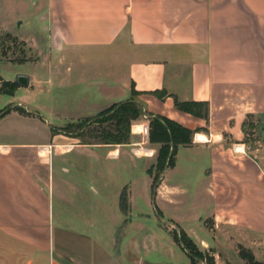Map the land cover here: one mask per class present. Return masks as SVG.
I'll return each instance as SVG.
<instances>
[{
	"label": "crops",
	"instance_id": "1",
	"mask_svg": "<svg viewBox=\"0 0 264 264\" xmlns=\"http://www.w3.org/2000/svg\"><path fill=\"white\" fill-rule=\"evenodd\" d=\"M31 4L46 23V45L38 49L44 59L30 73H16L28 77L30 89L17 101L34 109L27 116L10 109L0 117V125L24 124L34 138L0 141V264H192L175 239L180 232L206 251L212 264H226L231 247L248 248L253 263L259 262L264 0ZM49 88L63 89L64 96L54 94L48 105L40 104L37 94H51ZM131 89L146 116L142 123L161 116L193 133L189 145L176 148L174 166L164 169L155 193L148 156L156 163L159 144L143 137L141 143L82 144L60 131L128 100ZM18 91L3 96L7 105ZM175 99L207 103V119L176 110ZM136 126L132 140L139 136ZM139 166L142 174L123 178L134 176ZM198 166L200 184L193 195L203 202L183 208L189 183L176 177ZM93 183L97 189L89 186L91 194L86 187ZM151 195L156 225L149 222ZM166 206L175 211L166 212ZM205 221H211L210 229Z\"/></svg>",
	"mask_w": 264,
	"mask_h": 264
},
{
	"label": "rangeland",
	"instance_id": "2",
	"mask_svg": "<svg viewBox=\"0 0 264 264\" xmlns=\"http://www.w3.org/2000/svg\"><path fill=\"white\" fill-rule=\"evenodd\" d=\"M0 26L7 29L10 33L15 34L17 37L16 42H13L12 40H9L5 37L6 33L0 29V78L4 81H11L15 82L17 72L20 70H24L25 72L30 73V70L32 66H35L38 62H41V59H44V56L42 54L39 55L38 49L39 47H43L46 45V37H45V31L44 27L46 26L45 22H41L39 19V15L36 14L35 10L32 8L31 0H0ZM12 36V35H11ZM14 37V36H12ZM21 38V39H20ZM23 39V40H22ZM32 44V45H30ZM20 88V87H18ZM18 90V89H17ZM29 86L26 88H20V91L16 94L14 99H10V103L7 105V98L3 97L5 95H0V114L4 110H10V109H16L19 108L23 110V112H19V114L27 116L29 113L27 111L29 109H34L33 104L27 105L29 109L26 108L24 103L21 101H17L21 99V95L23 93H28L29 91ZM51 94H48L47 92H44L42 94H37V99L38 102L41 104L48 105V99L51 95H58L59 97L64 96V90L57 89V88H49L48 89ZM92 90L91 92H93ZM22 92V93H21ZM77 94V91H75ZM92 97L89 96V99ZM17 102V103H15ZM16 104V105H15ZM14 105V106H12ZM12 106V107H11ZM41 114L46 117L48 121H50L52 124L56 125L55 119L52 117H49L47 113L43 110ZM141 116L136 120L133 121L130 125V139L128 142L134 141L136 143H141V136L137 135L134 140L131 139V134H132V126L133 125H140L143 120H146ZM24 124L20 126H12L11 122L6 121L2 125H0V128L5 129L4 133H0V141H20V142H31L34 141V138L29 131H26L22 128H24ZM13 127V128H12ZM20 127V128H19ZM92 128H97L96 125H93L90 127L89 130ZM251 139H253L251 137ZM82 141H89L92 142V139H89L88 137H83ZM147 155V154H146ZM141 156L145 158L144 154L141 153ZM152 156V155H151ZM150 157V162L148 166L152 167V174L151 175V180L153 182L154 179L161 180V175L163 172H159L155 168V157ZM155 156V155H154ZM157 158V157H156ZM141 162V161H140ZM181 166H182V161H180ZM167 169V168H166ZM200 172V167L198 166L195 169H192L191 173H187V176H182V174L178 173L177 177L180 181H186L189 183V195L185 196V204L183 208H188L189 206H195L197 201H202L203 200H198L194 194L195 189L199 186L200 184V177L201 174ZM142 174L141 173V166L138 167V169L135 171L134 176L128 174H124L123 178H136L138 175ZM79 178H88L85 176H80ZM159 180L157 183H159ZM88 182V181H87ZM89 186H92L94 189H97V184H90L86 187V191L93 194L91 190L89 189ZM157 187V186H156ZM206 200V198H204ZM155 202V198L153 200V197L151 195V206L149 209V222L150 224L156 225L157 223V218L156 214L154 213L152 206L153 202ZM156 204L154 203V206ZM143 210H146V206L142 207ZM175 211L172 207L166 206V212L169 211ZM148 222V220H147ZM203 224L206 225L207 228L210 229L211 227V221H205ZM230 237V234H229ZM246 239H248V235L245 236ZM232 238V237H231ZM195 251L205 252V255L207 256L206 251L201 249V247H196L194 246ZM239 251H242V255H244V258H236L235 254L236 252L239 253ZM230 252V253H229ZM235 252V253H234ZM237 253V254H238ZM228 258V262L226 264H264V247L259 248V252L257 253L259 262L253 263V259H250L252 256V252L248 248L244 247H231L228 250H226L225 253ZM241 256V253H239ZM243 257V256H242Z\"/></svg>",
	"mask_w": 264,
	"mask_h": 264
},
{
	"label": "trees",
	"instance_id": "3",
	"mask_svg": "<svg viewBox=\"0 0 264 264\" xmlns=\"http://www.w3.org/2000/svg\"><path fill=\"white\" fill-rule=\"evenodd\" d=\"M5 37L16 42V38L8 33H6ZM17 89L18 86L15 82L4 81L0 78V95L13 96ZM154 94L156 95L157 93L154 92ZM137 95L138 93L134 89H131V97L128 100L112 105L93 118L69 124L60 131L70 137L79 138L82 144H127L130 139V125L133 121H136L142 113V107L136 100ZM160 97H163V95ZM174 107L182 113L190 114L195 117L203 119H207L208 117L207 103L179 102L175 99ZM15 110L23 112V110L19 108ZM5 113L6 110L0 114V117ZM93 125H96L97 128L89 130ZM148 126L149 143L160 145L155 168L162 173L164 169L174 166L176 148L180 145H189L193 133L187 128L161 116H151L148 121ZM247 126L250 128L252 124L249 123ZM53 132H58V130L53 129ZM83 137H88L93 141H82ZM151 170H149L150 174H152ZM158 180L159 178L154 179L152 182L153 191L157 186ZM121 204L123 208L127 205L124 196L121 198ZM175 239L179 241L185 251H187L192 264H196L197 261H204L206 264H212L211 258L203 255L201 252L195 251V245H193L183 232L176 234Z\"/></svg>",
	"mask_w": 264,
	"mask_h": 264
},
{
	"label": "water",
	"instance_id": "4",
	"mask_svg": "<svg viewBox=\"0 0 264 264\" xmlns=\"http://www.w3.org/2000/svg\"><path fill=\"white\" fill-rule=\"evenodd\" d=\"M15 83L20 88H26L29 85V79L25 75H17ZM153 200H154V195H153Z\"/></svg>",
	"mask_w": 264,
	"mask_h": 264
},
{
	"label": "built area",
	"instance_id": "5",
	"mask_svg": "<svg viewBox=\"0 0 264 264\" xmlns=\"http://www.w3.org/2000/svg\"><path fill=\"white\" fill-rule=\"evenodd\" d=\"M142 117L144 119H146V116L145 114L142 115ZM140 132H139V135L143 138H148V135H149V126H148V122H144L140 125Z\"/></svg>",
	"mask_w": 264,
	"mask_h": 264
},
{
	"label": "bare ground",
	"instance_id": "6",
	"mask_svg": "<svg viewBox=\"0 0 264 264\" xmlns=\"http://www.w3.org/2000/svg\"><path fill=\"white\" fill-rule=\"evenodd\" d=\"M140 129H141V128H140L139 125L136 126V127H133V130H134V131H140ZM198 138H199V140H200V139H203V137H201V136H198ZM58 149H59V150H65L64 148H58ZM139 151H140V150H139ZM239 151H240V150H239ZM41 153L45 154V153H46V149L43 148L42 151H41ZM138 153H142V151H140V152H138ZM146 154L149 155L150 153H149V152H146ZM147 155H146V156H147Z\"/></svg>",
	"mask_w": 264,
	"mask_h": 264
}]
</instances>
